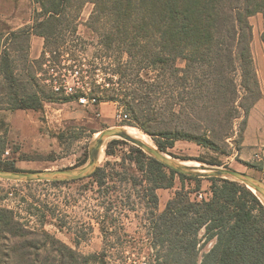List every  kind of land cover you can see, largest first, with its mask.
Listing matches in <instances>:
<instances>
[{"label": "rangeland", "instance_id": "1", "mask_svg": "<svg viewBox=\"0 0 264 264\" xmlns=\"http://www.w3.org/2000/svg\"><path fill=\"white\" fill-rule=\"evenodd\" d=\"M232 2L236 3V0ZM39 9L33 0H0V61L4 54L9 65L5 66V72L0 69V160L14 161L16 168L21 170L80 167L87 162L93 139L104 128L132 127L141 134V139L148 138L151 142L147 141L158 148L155 139L160 138L159 131L164 126L180 128L188 125L186 116L183 117L186 124H182L166 115L171 109L177 112L187 107L177 105V100L176 105H167L172 94L165 91L160 81L161 65L156 57L160 47L146 46L147 51L141 55L139 48L133 49L131 54L126 46L113 43L110 47L103 46L101 32L88 26L93 9L90 2L84 3L76 19V35L66 32L44 46L41 36L28 31ZM248 20L252 28L250 48L258 85L250 81L248 91L241 85L237 60L231 64V74L227 69L229 64L218 62L210 77L208 94L192 104L196 108L194 111L201 114L220 113L227 101L230 105L229 89L234 83L237 90L235 105H240V116L233 120L229 136L215 140L218 149L179 139L164 153L187 164L231 168L264 181V151L243 152L241 146L242 130L251 108L258 101H264L261 70L264 66V10ZM36 40H41L40 46H44L38 58L30 54V46H37ZM224 45L232 46L230 42ZM231 48L235 55V49ZM175 64L182 68L185 61L178 58ZM11 73L12 82L9 79ZM74 83L89 90L82 95L99 100L79 103V93L71 94L64 88ZM25 93L38 94L43 106L38 110L12 108L13 100ZM138 108L154 120L136 121L132 111L140 115ZM120 109L127 118L118 117ZM157 114L159 118L165 115L164 119L160 120ZM193 120L202 123L200 116L191 117ZM142 121L149 132L142 129ZM136 148L139 147L118 137L106 141L99 166L107 177L101 186L90 176L55 184L0 179V207L13 209L26 228L34 232L28 235L29 240L41 241L42 236L35 234L44 230L80 254L103 252L104 256L99 255L87 264H161L156 255L162 249L153 244L156 233L151 228L152 221L177 192L195 201L199 194L209 198L211 181L172 174L170 187L155 189L157 202L153 204L147 193L152 184L148 174L154 176L156 168L152 166L149 173L140 171L136 158L145 160L147 166L148 160ZM163 171L168 176L171 173L168 168ZM202 234L203 229L199 232L200 238H203ZM12 242L15 239L0 234V264L4 261L13 264L10 263L13 257L8 261L1 254L7 252V246ZM212 243L201 241L198 262ZM41 254L56 256L57 253L49 243Z\"/></svg>", "mask_w": 264, "mask_h": 264}, {"label": "trees", "instance_id": "2", "mask_svg": "<svg viewBox=\"0 0 264 264\" xmlns=\"http://www.w3.org/2000/svg\"><path fill=\"white\" fill-rule=\"evenodd\" d=\"M33 1L40 6V9L35 12L33 24L28 31L41 36L44 46L49 45L53 39H59L66 32L76 35V19L84 3L90 2L93 9L88 19V26L97 33L101 32L100 39L103 46L110 47L111 43L116 46H126L127 50L130 49V53L133 49L139 48L141 55L147 51L146 46L161 48L159 55L156 56L161 65L160 81L165 91L172 94L171 102L167 105H176L177 100L179 101L177 105L187 107L186 110L177 112L171 109L166 115L182 124H186L183 119L186 116L188 122L187 126L180 128L164 126L159 131L160 138H156L155 141L162 152L167 147H172L179 139L218 149L215 140L229 136L233 120L240 116L238 109L240 105H235L237 90L232 81L233 88L229 89L231 93L228 92L231 95L230 105L227 101L222 112H217L215 115L201 114L195 112L196 108L192 105L193 101L208 94L210 77L216 71V68L215 70L213 68L218 62L229 64V68H226L230 73L229 69H233L231 64H235L237 60L241 69V85L247 91L250 81L258 85L250 48L252 28L248 18L264 10V0H242V2L236 0V3L232 0ZM229 42L232 46L224 45ZM231 47L235 49V55ZM178 58L185 61L184 67L176 66L175 62ZM5 66L9 67L3 54L0 61V69L3 72ZM9 79L12 82V73ZM94 98L96 101L99 100ZM109 99L113 100V98ZM256 99H259V96ZM13 101L11 106L14 109L38 110L43 106V100L36 93L22 94ZM203 101L208 102L206 98ZM138 112L141 114L132 111L136 121L154 120L150 115L143 114L140 108ZM197 113L201 117V124L191 121V117L194 119L199 117ZM158 116L157 114L156 117ZM164 117L158 118L162 120ZM141 125L142 129L149 132L144 121ZM243 131L244 127L242 133ZM147 140L150 141L148 138ZM112 141L114 140L110 142ZM136 149L144 159L148 160L147 166L145 160L140 159L139 156L136 158L140 171L149 173L153 167L156 168L154 176L152 173L148 174L152 184L147 193L153 204L157 202L155 189L170 187L172 174H178L182 178L200 179L177 173L169 168L171 173L168 176L163 171L166 166L145 154L140 148ZM0 168L21 170L16 168L14 161L0 160ZM90 177L95 178L101 186L105 183L107 174L101 166H98ZM206 179L211 181V197L208 200H190L177 192L152 221L151 228L156 233L153 244L162 249V252L156 255V259L158 261L160 259L161 264H264L263 202L239 181L216 177ZM202 229L203 238H200L199 232ZM31 233L34 232L26 228L13 209L0 207V234L4 235V238L15 239V242L7 246V252L5 250L1 253L8 261L13 257L10 263L87 264L89 260L96 259L99 255L104 256L103 252L80 254L44 230L35 234L42 236V242L29 240L28 235ZM201 241L213 243L198 262ZM49 243L54 247L56 256L41 254ZM5 263L4 261L1 264Z\"/></svg>", "mask_w": 264, "mask_h": 264}, {"label": "water", "instance_id": "3", "mask_svg": "<svg viewBox=\"0 0 264 264\" xmlns=\"http://www.w3.org/2000/svg\"><path fill=\"white\" fill-rule=\"evenodd\" d=\"M121 138L129 141L147 153L149 156L177 173L195 178H225L233 179L243 183L263 202L264 204V181L248 173L235 169L212 166L192 165L178 161L154 145L130 135L123 127L104 128L97 133L88 148L87 162L80 167L39 169V170H6L0 168V179L15 181H50L61 182L83 179L91 176L99 166L102 149L109 138Z\"/></svg>", "mask_w": 264, "mask_h": 264}, {"label": "crops", "instance_id": "4", "mask_svg": "<svg viewBox=\"0 0 264 264\" xmlns=\"http://www.w3.org/2000/svg\"><path fill=\"white\" fill-rule=\"evenodd\" d=\"M40 39V38H38ZM41 40H36L37 46H30V54L34 58H38L42 51L44 50V46H40ZM264 67V66H262ZM262 78L264 79V69H262ZM242 151L251 152L253 150L256 151H264V101H258L251 108L248 117L246 126L243 132V140L241 143ZM264 153V152H263Z\"/></svg>", "mask_w": 264, "mask_h": 264}, {"label": "built area", "instance_id": "5", "mask_svg": "<svg viewBox=\"0 0 264 264\" xmlns=\"http://www.w3.org/2000/svg\"><path fill=\"white\" fill-rule=\"evenodd\" d=\"M64 88H65V90H68L69 93H71V94H72V93H75V92L80 93V94L77 96V97H78L77 99H78L79 103H81V104H87V103H88V99L91 100L93 103L96 102V100H95L94 97H90V98H88L87 95H82V93L87 94V92H88L89 90H88V89H85V88L82 87V86H78L77 83H74L73 85L68 86V88H67V86L65 85ZM55 89H58V88L55 87ZM77 90H78V91H77ZM74 91H75V92H74ZM118 117H119L120 119H122V118H127V114H126L125 112H123L122 109H120V112H119ZM210 197H211V196H210ZM210 197H209V198H210ZM209 198H207V197H203L202 194H199V196H198V198H197V201L208 200ZM142 264H147V262H143Z\"/></svg>", "mask_w": 264, "mask_h": 264}, {"label": "bare ground", "instance_id": "6", "mask_svg": "<svg viewBox=\"0 0 264 264\" xmlns=\"http://www.w3.org/2000/svg\"><path fill=\"white\" fill-rule=\"evenodd\" d=\"M124 128V130H126V132H128L130 135H132V136H134V137H137V138H139V139H141V134H139L138 132H137V130H135L134 128H132V127H123ZM141 140H143L144 142H146V143H148V144H150L146 139H141ZM150 145H152V144H150ZM167 155V154H166ZM169 156V155H168ZM252 191H253V189H252Z\"/></svg>", "mask_w": 264, "mask_h": 264}]
</instances>
